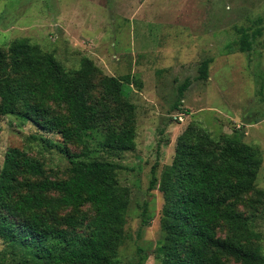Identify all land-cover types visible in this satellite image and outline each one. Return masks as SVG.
<instances>
[{"label":"rangeland","instance_id":"rangeland-1","mask_svg":"<svg viewBox=\"0 0 264 264\" xmlns=\"http://www.w3.org/2000/svg\"><path fill=\"white\" fill-rule=\"evenodd\" d=\"M240 29L250 35L259 30L249 51L241 48ZM20 38L51 52L66 70L89 57L103 74L131 77L126 89L135 105V149L115 150L105 124L90 128L87 137L90 157L118 163L119 183L130 190L126 237L115 264H138L141 254L148 256L145 264H162L157 246L164 234L163 191L171 183L177 138L189 126L206 129L216 140L237 131L259 147L256 188L264 190V0H0V48L8 53ZM206 59L209 76L203 79ZM185 81L189 86L176 107ZM95 95L101 98L100 87ZM82 151L81 144L65 142L19 113L0 115V194L25 177L23 155L41 161L44 176L65 178L68 153ZM155 165L158 184L151 189ZM145 203L149 223L142 226ZM239 209L255 215L264 233L263 206L242 203ZM22 248L0 237V264H29ZM227 264L241 263L230 258Z\"/></svg>","mask_w":264,"mask_h":264},{"label":"trees","instance_id":"trees-1","mask_svg":"<svg viewBox=\"0 0 264 264\" xmlns=\"http://www.w3.org/2000/svg\"><path fill=\"white\" fill-rule=\"evenodd\" d=\"M240 30L241 48L249 51L259 30L252 35ZM8 50L0 48V115L19 113L58 132L65 142L81 144L83 151L68 153L65 178L44 176L43 163L23 155L25 177L0 194V237L22 246L29 264H115L126 237L130 190L119 183L118 163L90 157L87 137L90 128L105 124L115 150L135 149V105L126 89L131 77L103 74L89 57L66 70L51 52L27 38L15 39ZM209 64L202 62L200 78H208ZM188 86L189 81L179 85L176 107ZM98 87L101 98L95 95ZM238 133L216 140L196 125L178 136L171 183L163 191L164 234L157 246L162 264H227L230 258L264 264V233L255 215L239 209L242 203L264 209V190L256 188L262 156L259 147ZM157 184L155 165L150 188ZM252 191L255 198L248 199ZM142 215L146 226V203ZM82 227L85 231L78 230ZM222 228L224 236L218 233ZM147 258L141 254L138 264Z\"/></svg>","mask_w":264,"mask_h":264}]
</instances>
